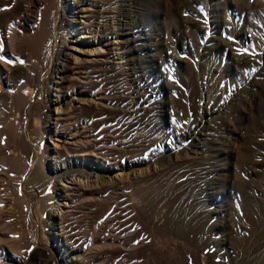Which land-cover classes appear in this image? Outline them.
Here are the masks:
<instances>
[{"label": "rangeland", "instance_id": "rangeland-1", "mask_svg": "<svg viewBox=\"0 0 264 264\" xmlns=\"http://www.w3.org/2000/svg\"><path fill=\"white\" fill-rule=\"evenodd\" d=\"M16 1L0 0V26L5 30L9 21L16 20L19 35L29 38L36 32L46 1L20 0L18 6ZM59 1L64 29L76 27L66 40L58 37L57 69L47 77L39 58L29 59L25 49H12L6 40L0 44L11 68V72H0V110L11 109L10 99L26 92L35 105L40 102L44 116L31 139L37 145L40 142L45 151L39 155L43 163L50 170L53 150L57 147L65 152L60 127L45 122L58 117L62 127H67L62 130L77 129L79 135L92 141L85 146L89 151L104 155L103 160L88 165L92 177H82V183L97 181L93 175L97 172L110 182L128 177L134 185L145 182L155 203L190 205L195 208L191 214L218 224L225 258L255 256L264 249V0H78L75 4L69 0L67 7V0ZM20 16L25 26L18 25ZM68 58L72 66L75 63L83 70L72 69L76 84L70 92L76 111L72 116L65 112L67 100L56 83ZM33 75L45 78L42 100L30 83ZM100 81L110 89V104L101 108L78 101L92 97L99 103L101 98L94 88ZM11 113L7 122L17 118L13 110ZM30 115L31 121L34 112ZM76 120L78 128L74 127ZM117 123L116 132H121L116 133L117 139L112 135L98 140L95 131L85 134L83 130L93 124L100 130ZM191 133L197 139H191ZM88 155L84 157L94 162ZM113 155L118 157L116 164L106 161ZM11 171L0 159L3 196L13 189ZM70 177L54 188L61 195V205L53 209L55 217L70 204L65 188H72L76 181ZM127 196L115 197L128 201ZM97 200L82 201L87 205L80 204L78 220L71 219V223L78 221L73 222L78 238L86 233L84 225L96 222L94 218L101 214L104 204ZM4 203L5 208L15 206L5 199ZM33 204L27 229L46 250L54 234L48 231L49 242L44 240L38 199ZM13 213L7 214L6 221L11 238L21 230ZM120 215L115 217L122 218L123 213ZM20 259L23 256L15 263L23 264Z\"/></svg>", "mask_w": 264, "mask_h": 264}, {"label": "bare ground", "instance_id": "bare-ground-1", "mask_svg": "<svg viewBox=\"0 0 264 264\" xmlns=\"http://www.w3.org/2000/svg\"><path fill=\"white\" fill-rule=\"evenodd\" d=\"M18 1L20 2V0ZM42 1H46L44 2L45 5L43 4L45 12H42L43 14L39 20L35 34L29 38L22 37L19 35L20 29L18 30L19 32L16 30V20H13L14 22L11 21V23L7 21L9 24L6 25L5 30L3 26H0V44L6 40V42L10 43L12 49H15V47L17 51V48L25 49L28 52L29 59L32 57L39 58L43 63L45 77H47L52 70L57 69L55 62L56 55L60 54L59 50H57L58 37L62 36L66 40L71 36V33L75 32L76 25H73L74 28L70 30L64 29L63 18L60 16L61 1ZM78 2V0H74V4ZM65 4L67 7L69 0ZM14 17L12 18L14 19ZM17 21L20 23L18 25H26L21 16ZM4 56V52L0 51V72L8 73L11 72L10 60L5 59ZM70 61L68 58L63 63L60 79L56 83L64 92L65 99H63L67 100L65 112L71 115V113H76L71 106L72 97L70 95V92L75 90L76 85L71 77L73 75L72 69L75 68L76 70L79 69L77 71H81L82 67L75 65V63L72 66ZM87 74L88 72H86L85 76ZM78 78L80 77L78 76ZM29 80L36 87L38 98L42 100V97L45 96V78L33 75ZM101 81L94 88L101 98L99 103L95 102V98L93 99L92 97H82L78 101L83 102V104L94 103L96 107L110 104V89L104 84L105 82L102 83ZM10 102L12 103L11 109L7 110L1 106V109L6 110H0V159L7 167L13 170L9 172L10 184L12 183L13 189H9L11 192L7 190V196L3 192L6 197L0 194V231H2L0 233V264H16L15 260L22 256L23 259H20V262L23 264H264V249L262 248L255 256H245L236 260L229 259L231 256H226L225 258L221 251L222 249H220L221 241L218 239V224L209 222V220H205L198 216V214H191L195 208L190 205L173 204V202L155 203L156 201L152 199L153 197H150L152 189L145 182L134 185V180H131L130 177L110 182L103 179L100 173L97 172L93 174L98 179L97 181L94 183H82V177L88 179L92 177V171L88 165L95 162L98 163V160H103L104 155L98 151H89L88 147L85 146L89 145L92 141L87 136L84 138L79 135L80 133H78L77 129L76 132L73 129V131H70L72 127L69 130H62V128L67 127H65V124L62 127L63 125L58 121V117L52 121L47 119L45 122L57 128L60 127L59 131L65 136L62 138L63 142L61 144V148H64L65 152L57 151V147L53 150L54 152L51 156L54 163L50 166L49 170L48 166L45 165L46 163H43L42 158L39 156L43 151L40 142L37 145L31 139V134H36L37 127L40 125V119L44 116L42 107L39 104L40 102L35 105L27 92L22 93V97L10 99ZM11 110L15 112L16 115H14L17 118L15 121L7 122L12 115ZM30 111L34 112L31 121ZM78 120L73 122L75 128L80 123ZM29 122H31L30 125ZM94 124L92 127L84 126L83 130L85 134L95 131V136H97L98 140L107 136L115 137L116 133L120 132H116L118 131L116 129L119 126L118 123L115 126H103L100 130ZM120 127H122V124ZM4 128L7 130H3ZM85 134L83 135L85 136ZM70 137L72 138L69 140ZM190 138L193 140L197 139V135L191 133ZM44 152L42 153L44 154ZM88 154L92 155L94 162L84 157ZM106 161L116 164L118 163V157L113 155L112 158L107 157ZM7 172L8 170L5 173ZM70 176L76 178L72 188H65L70 204L64 211L59 212L60 217H55L53 209L61 205V195L55 193L54 188L57 182L65 181L71 178ZM77 177H79V181ZM27 189H33L34 192L29 193ZM116 195H119L120 199L128 195L127 197H130V200H117ZM4 199L8 203L15 205L13 206V210V207H4ZM35 199L39 201V211L42 218L39 226L43 232L44 240L48 241L46 235L48 231L51 230L52 234H54L52 245L47 247L46 250L40 247L38 239L33 238L27 229L28 225L26 221L28 220L26 219L29 218L28 214H30L29 211L34 205ZM92 199L102 201L100 203H103L104 207L102 208L101 206V214L99 216L98 214L96 215L98 216L97 220L96 218H94L95 220L92 218L96 222L92 221V224L91 222H87L84 225L86 233L82 238H78L77 232L75 233V229L77 228L73 223L78 220L76 212L80 211L78 209L81 208L82 201L87 200L89 202ZM86 205L82 206L85 207ZM12 213L19 220L21 232L18 231L20 234L11 238L10 231L12 230L8 228L7 223V218L10 216L7 214L12 215ZM122 213V218H116L117 214L122 215ZM145 213L149 214L146 215ZM74 218L76 220H73L71 223V219ZM72 224L75 226H72ZM71 227H73L72 230L75 234L71 232ZM39 255L42 258H40V262H37L36 258Z\"/></svg>", "mask_w": 264, "mask_h": 264}]
</instances>
